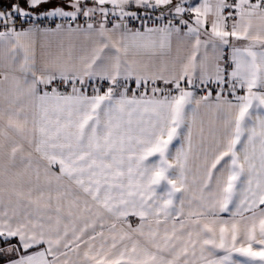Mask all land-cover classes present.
Masks as SVG:
<instances>
[{
	"label": "snow or ice",
	"instance_id": "obj_1",
	"mask_svg": "<svg viewBox=\"0 0 264 264\" xmlns=\"http://www.w3.org/2000/svg\"><path fill=\"white\" fill-rule=\"evenodd\" d=\"M0 52V264H264V0H0Z\"/></svg>",
	"mask_w": 264,
	"mask_h": 264
},
{
	"label": "crops",
	"instance_id": "obj_2",
	"mask_svg": "<svg viewBox=\"0 0 264 264\" xmlns=\"http://www.w3.org/2000/svg\"><path fill=\"white\" fill-rule=\"evenodd\" d=\"M60 37H48L47 40L51 42L52 44V49L55 50V46L56 43L59 41ZM45 38L44 37H40L38 38L37 41V48H36V53H37V60H40V56H41V47L40 45L42 43H44ZM175 55V41L173 42V56ZM8 74L10 77V80L8 82H4V75ZM12 76H17V77H21L22 74L19 73L18 71L13 72L10 70H7L5 68V61H4V54L2 52H0V93H2L4 90L10 89L12 87L11 84V77ZM225 219H227V217H223Z\"/></svg>",
	"mask_w": 264,
	"mask_h": 264
},
{
	"label": "built area",
	"instance_id": "obj_3",
	"mask_svg": "<svg viewBox=\"0 0 264 264\" xmlns=\"http://www.w3.org/2000/svg\"><path fill=\"white\" fill-rule=\"evenodd\" d=\"M46 26L54 27V24H51V23L49 22ZM198 95H199V93H198Z\"/></svg>",
	"mask_w": 264,
	"mask_h": 264
}]
</instances>
